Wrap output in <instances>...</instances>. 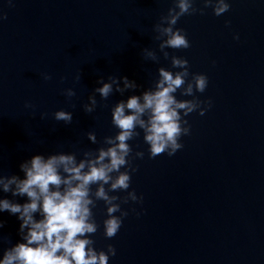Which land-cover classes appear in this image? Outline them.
<instances>
[{"label":"water","instance_id":"1","mask_svg":"<svg viewBox=\"0 0 264 264\" xmlns=\"http://www.w3.org/2000/svg\"><path fill=\"white\" fill-rule=\"evenodd\" d=\"M228 2L221 16L208 8L176 25L191 47L167 51L186 58L191 73L208 77L207 89L196 96L212 105L203 116L186 117L191 133L173 156L149 158L143 132L129 141L133 155L144 152L133 160L138 170L129 189L142 203L122 204L129 214L111 239L104 236L103 201L92 210L99 226L91 237L95 248L116 249L108 264H264V0ZM171 6L172 0H0V14H7L0 21V173L23 178L19 165L33 155L76 152L80 159L83 150L114 136L112 106L154 87L158 68L179 71L159 53L152 31ZM194 6L203 7L202 0ZM143 48L155 49L159 62L145 60ZM44 73L53 79L45 81ZM112 75L139 87L107 100L95 94L96 110L85 113L83 104L101 86L98 78L107 82ZM67 88L76 96H64ZM175 95L192 99L179 90ZM58 110L72 112V123L56 121ZM41 113H47L43 120ZM89 131L100 143L87 139ZM4 198L27 202L0 191ZM0 221L2 258L21 241V222L7 211Z\"/></svg>","mask_w":264,"mask_h":264},{"label":"clouds","instance_id":"2","mask_svg":"<svg viewBox=\"0 0 264 264\" xmlns=\"http://www.w3.org/2000/svg\"><path fill=\"white\" fill-rule=\"evenodd\" d=\"M194 3L195 0H172L167 14L161 15L152 27L156 33L153 39L159 41V53L165 60L170 59L172 68L179 71L160 67L154 87L116 102L111 108V122L118 131L114 136L103 137V146L83 150L80 159L76 152L33 155L19 165L23 178L0 173V191L11 193L13 197H27L23 204L0 199V212L16 215L21 222V241L3 250L0 264H108L110 257L116 255L111 244L106 246V251L95 248L91 237L99 226L92 210L97 201H103L106 208L104 236L111 239L117 235L129 214L122 204L129 201L142 203L143 196L129 189L131 174L138 170L133 160L143 159L144 152L136 151L133 155L129 141L143 132L144 143L149 146V158L164 153L173 156L184 146L180 142L181 137L191 133L186 117L196 111L203 116L212 105L211 99L202 101L196 96V93H204L207 89L208 77L202 73H191L189 61L170 55L167 49L191 47L185 31L176 27L182 16L203 15L208 8L215 16H221L230 10V4L228 0H202L203 7L197 8ZM6 19V13L0 14V21ZM234 39L238 40L239 36H234ZM141 52L145 60L159 62L155 49L143 48ZM42 76L45 81L53 79L48 73ZM64 79L61 77L62 81ZM80 80L81 72L75 77L76 82ZM97 84L101 86L93 90L88 103L82 106L85 113L91 114L96 110L98 101L95 94H99L101 100H107L116 92L123 95L139 87L127 76L115 75L109 76L107 82L101 76ZM178 90L181 96L192 99H178L175 95ZM62 94L67 98L76 96L73 88L65 89ZM25 107L34 108L31 103H26ZM46 116L47 113H41L40 119ZM53 118L69 125L73 114L58 110L53 113ZM86 135L91 143H100L95 132L89 131ZM93 186H96L95 190ZM118 192L127 194L123 197L111 194ZM3 227V221H0V229Z\"/></svg>","mask_w":264,"mask_h":264}]
</instances>
